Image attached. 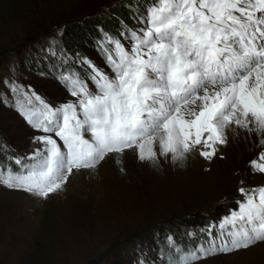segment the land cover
<instances>
[{
  "label": "snow or ice",
  "instance_id": "obj_1",
  "mask_svg": "<svg viewBox=\"0 0 264 264\" xmlns=\"http://www.w3.org/2000/svg\"><path fill=\"white\" fill-rule=\"evenodd\" d=\"M138 22L127 48L104 34L99 51L110 71L81 58L83 77L59 76L74 100L54 107L31 86L10 85L15 109L43 134L28 156L0 160V185L48 199L106 160L122 164L132 154L176 164L197 153L211 160L241 131L261 149L249 167L264 174V0H150ZM237 191V209L200 230L207 246L177 247L168 264L264 242V186Z\"/></svg>",
  "mask_w": 264,
  "mask_h": 264
},
{
  "label": "rangeland",
  "instance_id": "obj_2",
  "mask_svg": "<svg viewBox=\"0 0 264 264\" xmlns=\"http://www.w3.org/2000/svg\"><path fill=\"white\" fill-rule=\"evenodd\" d=\"M114 1L0 0V97L6 89L8 91L12 74L17 81L27 76L28 72L23 70L22 65L28 61L24 53L29 48L32 47L33 52L35 49H44V55H50V48L41 45L44 35H50L52 29H60L64 25L67 34L75 26L79 30L82 27V31H89L90 22L84 25V21L94 14H101ZM123 1L131 3L134 0ZM145 9H142L144 13ZM141 26L137 22L131 30ZM121 33L126 34L124 30ZM77 34H81V31ZM125 39L127 44L124 41L123 44L127 48V34ZM69 43L84 48V53L76 54L79 61L87 58L91 61L94 59L100 65L105 64L96 49L94 51L89 45L78 43L77 39L69 40ZM53 51L56 56L65 55L62 48H54ZM39 59L48 78H38L28 73L30 82L34 84L28 83L31 89L54 107L74 100L62 87L59 77L49 72L46 66L49 58ZM28 67L31 69V64ZM105 71L110 70L106 68ZM5 104L6 101L0 99V132L1 138L10 146L6 147V154L1 159L28 156L40 146L33 143V137L43 133L28 125L17 110L5 108ZM260 151V148L253 147L252 139L241 131L239 135H230L228 143L220 146L212 161L205 160L198 153L194 154L196 167L191 165V169L174 170L176 174L173 173V179L168 178L170 174L166 175V171H163L161 162V168L157 165L158 173L156 170L155 173L162 179L150 182L144 176L143 180H147L144 184L128 168L131 161L129 154L124 157L127 165L123 166V172L129 175L125 178V185L135 187L137 194L130 192L125 195L124 199L131 203H125L124 200L121 209L108 208L107 204L100 201L101 190L107 187V181L116 188V177L121 173L120 168L109 161L101 162L95 171L83 170L82 174L73 175L65 190L50 195L48 199L0 185V264H55L61 259L60 264L66 261L71 264H163L161 256L154 253V238L158 236L154 229L164 231L166 227L173 228L184 223H190L193 229L201 223L209 224L212 215L217 217L212 221L219 223L230 210L237 209V200H243L237 191L239 187L251 189L264 186V174L254 172L249 167V162L256 159ZM5 163L11 162L5 160ZM12 167L16 170L18 166L12 163ZM95 177L96 182L92 179ZM166 178L170 183H167ZM145 186L148 191L143 188ZM152 186H156V189ZM151 198L155 199L153 203ZM135 199L136 203L139 200L142 202L135 205ZM195 264H264V242L247 250L201 259Z\"/></svg>",
  "mask_w": 264,
  "mask_h": 264
},
{
  "label": "trees",
  "instance_id": "obj_3",
  "mask_svg": "<svg viewBox=\"0 0 264 264\" xmlns=\"http://www.w3.org/2000/svg\"><path fill=\"white\" fill-rule=\"evenodd\" d=\"M125 2L126 1L123 0H115L111 3V5L105 8L101 14H94L91 18L85 20L84 25H86L88 21L90 22L89 25L91 27L89 28V31L86 29L85 31H82V27L79 30L78 26H75L74 30L72 28L70 30L68 29L69 34H67V31L65 30L66 26L64 25L61 26L60 29H52V34L44 35V41L41 43V45L42 47H49L53 54L51 60L46 65L49 72L57 73L59 75L65 73L78 72L82 77L84 76L86 66L82 65L76 60L75 54L84 53L85 50L81 46L70 44L69 40L73 39H77L78 43L89 45V47L94 51L96 49L98 51L99 57L103 59L99 51V44L103 39V32H107L114 39L122 40L123 36L120 33L121 25H131L133 23L134 16L141 12L143 7L150 3V0H134L131 3ZM77 30H79V32ZM80 31L81 34H77L80 33ZM63 39L65 40L64 42ZM54 48H62L65 52L64 57L56 56L53 51ZM43 50L39 51L35 49L33 52V48H29L26 51L25 56L28 61L23 64L27 66L28 63L31 62L33 64V68L29 69L26 67L24 70L27 71L29 74L35 75L38 78H48V74L43 70V66H41L40 62L38 61V59L43 56ZM13 70L16 73V69ZM28 73L27 76H24L19 81H17L15 76L12 74L11 78H9L10 81L8 82V84L11 85L12 83H16L18 85L24 86V84L30 83L32 86H34V84L30 82V77L28 76ZM4 92L0 99L6 101L5 108L10 110H16L13 106L15 97L14 94L11 92L10 87L8 88V91H6L5 95ZM1 136L2 133L0 132V145L4 146V151L0 152V160H2L1 157L6 154V147L10 146V144L6 143L4 139L1 138ZM166 246L165 244L159 245L155 252L159 254L164 261L169 262L170 257H173L177 254L175 253L174 248H172L171 250L168 249Z\"/></svg>",
  "mask_w": 264,
  "mask_h": 264
},
{
  "label": "bare ground",
  "instance_id": "obj_4",
  "mask_svg": "<svg viewBox=\"0 0 264 264\" xmlns=\"http://www.w3.org/2000/svg\"><path fill=\"white\" fill-rule=\"evenodd\" d=\"M237 139V138H236ZM242 139V138H241ZM232 143V142H231ZM226 147V146H225ZM223 148V147H222ZM224 149H226V148H224ZM230 151V150H229ZM222 154V153H221ZM231 154H232V152H231ZM129 155V154H128ZM131 155V161L129 162V167L128 168H130V170L134 173L133 175L136 177V178H138V180L140 179L141 181H142V183L144 184V181H145V179L143 180V178H144V176H146V178L149 180L150 179V182H153V181H155V180H157V179H162V177L161 176H159V175H157L156 173H155V170H156V172L158 173V166L157 165H149V164H146V163H144V162H140L138 159H136L132 154H130ZM246 155V154H245ZM254 155V154H253ZM199 160V159H198ZM246 160V159H245ZM107 161H109V162H111V164H113V165H115L117 168H121V167H123L124 165H127L126 164V161H125V159L123 158V163L122 164H117L116 162H115V160H106L105 162H107ZM208 161H210V160H208ZM212 161V160H211ZM242 161V160H241ZM105 162H102V163H105ZM196 162H197V160H196V157H195V159H194V156H189L188 157V159L187 160H185V161H183V162H178V163H176V164H173V163H169V162H167L166 164L162 161V163H163V171L165 172L166 171V175H169L168 176V178H170V179H173V177L175 178V176H172L173 175V173H174V170H181V169H183V170H186V168H189V169H191L190 168V166L192 165V167H196ZM199 162H201L200 160H199ZM207 162V161H206ZM108 163V162H107ZM128 163V162H127ZM246 163V162H245ZM110 165V164H109ZM181 165H183L182 167H181ZM236 165V164H235ZM178 166H180V168L178 167ZM154 167H156V169H154ZM159 167H160V165H159ZM161 168V167H160ZM219 169V168H218ZM239 169V168H238ZM114 170V169H113ZM160 170V172L162 171L161 169H159ZM182 170V171H183ZM202 170V169H201ZM205 170V169H204ZM151 171V172H150ZM167 171H170L169 173L167 172ZM181 171V173H183L184 174V172H182ZM192 171V170H191ZM190 171V172H191ZM110 172V171H109ZM121 172V171H120ZM159 172V173H160ZM180 172V171H179ZM199 172H202V171H199ZM206 172V171H205ZM208 172V171H207ZM214 172V171H213ZM139 173H140V176H139ZM188 173V172H187ZM193 173H195V172H193ZM101 174H103V172L101 173ZM176 173H174V175H175ZM207 174V173H206ZM103 175H105V174H103ZM107 175V174H106ZM127 173H125V172H121V173H119V176H117L116 177V185H118V186H116V188H113V185L112 184H110L109 183V181H107V187H105V188H102V190H101V194H100V201L102 202V203H104V204H107V207L108 208H112V207H115V208H123L124 207V200L126 201L125 203H128V204H130L131 202H129L128 200H126V199H124V197H125V195H127L128 193H135V194H137L136 193V191H135V187L134 188H132V187H128V186H126L125 184V178L127 177ZM163 175V174H162ZM165 175V174H164ZM196 175V174H195ZM129 176V175H128ZM190 176V175H189ZM142 177V178H141ZM181 177V176H180ZM180 177H179V179H180ZM70 178H72V176L70 177ZM184 178V177H183ZM93 179V181H97L96 180V177L95 178H92ZM99 179V178H98ZM101 179V178H100ZM103 179H104V177H103ZM164 179V178H163ZM167 179V178H166ZM188 179V178H187ZM200 179V178H199ZM101 181V180H100ZM147 181V180H146ZM145 181V182H146ZM172 181V180H171ZM169 181H168V179H167V183H168ZM172 182H174V181H172ZM178 182V181H177ZM198 182V181H197ZM148 183V182H147ZM146 183V184H147ZM163 183V182H162ZM170 183V182H169ZM199 183V182H198ZM115 184V183H114ZM165 184V183H164ZM177 184V183H176ZM180 184V183H179ZM190 184H191V182H190ZM204 184V183H203ZM221 184V183H220ZM105 185V186H106ZM132 185H133V183H132ZM161 185V184H160ZM163 185V184H162ZM161 185V186H162ZM166 185V184H165ZM182 185H184V184H182ZM193 185V184H192ZM197 185V184H196ZM199 185V184H198ZM213 185V184H212ZM216 185V184H215ZM104 186V185H103ZM158 186H159V184H158ZM157 186V187H158ZM187 186V185H186ZM102 187V186H101ZM147 186H145V187H143V188H146ZM152 187H156V186H152ZM167 187V186H166ZM166 187H164V188H166ZM176 187H177V185H176ZM183 187V186H182ZM188 187V186H187ZM192 187V186H191ZM159 188V187H158ZM163 188V187H162ZM168 188V187H167ZM172 188V187H171ZM147 190H145V191H148V188H146ZM156 189V188H155ZM181 189V188H180ZM209 189V188H208ZM139 190V189H138ZM137 190V191H138ZM161 190V189H160ZM164 190V189H163ZM153 191V190H152ZM152 191H150L151 193H153ZM183 191H185V190H183ZM215 191H217V190H215ZM139 192V191H138ZM155 192H157V191H154V193ZM226 192V191H225ZM157 193H159V192H157ZM184 193V192H183ZM146 194H148V193H146ZM160 195V194H159ZM140 196H141V194H140ZM210 196V195H209ZM136 197H137V199H138V196L136 195ZM141 197H143V195L141 196ZM153 197H156V196H153ZM157 197H158V195H157ZM160 197V196H159ZM207 197V196H206ZM205 197V198H206ZM135 198V197H134ZM148 198V197H147ZM181 198V197H180ZM202 198V197H201ZM137 199H135V203H136V201H137ZM140 199V198H139ZM142 199V198H141ZM149 199V198H148ZM151 199H153V198H151ZM150 199V200H151ZM143 200V199H142ZM154 200L155 199H153V201H152V203L154 202ZM174 200V199H173ZM197 200V199H196ZM204 200V199H203ZM215 200V199H214ZM147 201V200H146ZM205 201H207V200H205ZM139 202H142L141 200H139ZM139 202H137V203H139ZM148 202V201H147ZM150 202V201H149ZM203 202V201H202ZM134 203V202H133ZM137 203L135 204V205H137ZM110 206H109V205ZM151 204V203H150ZM149 204V205H150ZM134 205V206H135ZM142 205H143V203H142ZM185 205V204H184ZM165 207H167V206H165ZM171 207V206H170ZM204 207V206H203ZM146 208V207H145ZM131 210H132V207L130 208ZM178 210V209H177ZM130 214V213H129ZM4 229V228H3ZM73 242V241H72ZM75 242V241H74ZM79 243V242H78ZM83 243V242H82ZM71 252V251H70ZM36 257V256H35ZM62 260V259H61ZM61 260H60V262L59 263H55V264H60L61 263ZM51 262V261H50ZM51 264V263H50ZM65 264H71L69 261H66V263Z\"/></svg>",
  "mask_w": 264,
  "mask_h": 264
}]
</instances>
